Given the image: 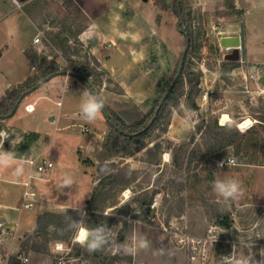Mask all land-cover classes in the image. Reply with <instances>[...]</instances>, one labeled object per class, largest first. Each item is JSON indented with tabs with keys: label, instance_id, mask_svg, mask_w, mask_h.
I'll use <instances>...</instances> for the list:
<instances>
[{
	"label": "rangeland",
	"instance_id": "374dc122",
	"mask_svg": "<svg viewBox=\"0 0 264 264\" xmlns=\"http://www.w3.org/2000/svg\"><path fill=\"white\" fill-rule=\"evenodd\" d=\"M21 1L29 14L13 0H0V97L9 83L39 76L46 66L42 56L62 67L77 62L88 67L84 74L95 92L77 76L57 74L27 93L16 112L0 122V128H13H7L8 145H0V151L22 154L15 146L27 132H37L42 134L38 145L45 147L42 160L53 162L43 173L33 171L43 177L31 180L39 200L33 208L19 210L24 184L13 182L12 175L0 178V221H12L13 229L18 221L21 233L36 223L39 213L65 212L82 204L87 214L103 215L109 244L89 254L75 239L74 229L67 240L51 239L52 226L51 235L38 237L35 229L22 236L9 232L0 236V264H8L20 252L29 257L23 264H202L190 259L197 240L208 250L210 264H238L246 258L256 264L264 259V46L249 40L247 59L229 61L224 55L231 49L220 45V32L240 17L244 34L264 37V0H180L191 35L183 78L179 76L175 94L152 133L114 145L106 157L111 125L104 110L92 123L82 118L81 93H96L111 117L122 122L133 124L142 116L149 121L150 110H157L164 89L175 79L186 45L177 0H106L107 6L85 0L98 15L95 31L85 32L88 26L81 33L91 20L68 0ZM244 1L253 7L240 16ZM231 2L239 9L230 7ZM35 35L41 41L34 45ZM24 45L31 46L33 60L24 53ZM151 53L155 66L148 72ZM207 90L216 94L204 101ZM29 101H35L31 112L25 109ZM225 112L238 133L233 143L210 153L207 128L216 118L225 125L220 123ZM246 117L254 124L242 129L239 122ZM217 131L220 136L232 133ZM227 156L236 164L217 169V162ZM11 164L30 166L23 159ZM113 175L131 183L114 185ZM225 176L242 182L244 192L238 199L225 201L213 192V180ZM65 177H71L70 187L64 186ZM224 217L229 228L219 224ZM143 242L148 247H141Z\"/></svg>",
	"mask_w": 264,
	"mask_h": 264
},
{
	"label": "trees",
	"instance_id": "16d2710c",
	"mask_svg": "<svg viewBox=\"0 0 264 264\" xmlns=\"http://www.w3.org/2000/svg\"><path fill=\"white\" fill-rule=\"evenodd\" d=\"M68 1L73 3L75 6H78L74 0H68ZM177 2H178V7H176L175 9H176V11L179 15V18H180L179 26L181 28V27H183V24L185 25L187 23V18L185 16V11L183 10L184 8H181V5H180L183 2L181 3L180 0H177ZM229 6L233 7L234 9H237L234 2L229 3ZM238 13L240 15L242 14L241 12H238ZM90 25H91V22L89 24L82 26V28L79 30V33L84 31ZM189 32H190V29H189ZM190 37H191V35H190ZM187 54H188V52H187ZM30 55H31V53H30ZM186 58H187V55H186ZM186 58H185V64H184V68L182 70V74L180 76L181 77L180 79L183 78L184 72L187 69ZM41 60L43 61L44 64H46V66H45V68H43V71L39 76L29 77L23 83H20L19 85L14 86L13 88L9 89L6 93V95L0 99V122H2L4 119L7 118V114L13 110L18 99L27 90L33 89V88H36L37 86H39L40 85L39 83L42 80H44L45 77H47L49 75L54 76L57 74H66V71H67L66 69H69L68 74L79 77L80 79H82L84 81V84L86 87H88L92 92H95L94 83L92 81H90L87 78V76L84 74V72L88 70V67H86V66L84 67L79 62L75 63L72 67L70 66L69 68H67L66 66L62 67V64L59 61H56V60L49 61L46 56H42ZM180 79H178L176 81L173 88L167 94V96L164 99V102L161 106V109H160L158 115L155 117L151 126L147 130L142 132L141 134L131 135L132 133H136V132L140 131L141 129H143L144 127H146L150 123V121L154 118L156 111L150 110L149 113H151L152 115L151 114H150L151 116L149 115L150 116L149 121L146 122V120L144 119L145 117L142 116L140 119L137 118L133 124H127L126 122H122L119 117H117V118L113 117V116L111 117V115H110L111 120L115 123V126L110 124L111 125V134L109 135L108 140L105 142V151L103 152V156H105V157L108 156L109 154L106 153L107 152L106 150L111 151L112 149H114V145H116V144L122 145L123 143L134 142L136 140L145 138L148 135H150L152 133V131L154 130V128L156 127V125L158 124V122L160 121V119L162 118L164 109L166 108V106L170 103L171 99L173 98L175 91H176V88L180 82ZM170 85H171V83L168 85L167 88L164 89V94L166 93V91L168 90ZM192 93H193V89H191L189 95H191ZM95 95H97V94L95 93ZM161 100L159 101L157 106L160 105ZM192 106L197 107V104L195 102H192ZM140 114H142V112H140ZM146 115H147V113H146ZM232 125H234L233 121H229L225 125H219L218 119L216 118L213 121L212 126L211 125L208 126V128H207V131H208L207 137L208 138L206 140V143L208 144V151H210V153L216 152L218 149L223 148L224 146L233 143V141H234L233 135L238 133V130H236V128L233 127ZM217 129H227V130L231 131L232 133H228L226 135L220 136L221 134L219 131H217ZM199 130H201V127H199ZM29 135H30V137H29ZM24 137L25 138L23 140H21L20 142H18V144L14 148V149L19 150V151L21 150L22 154H20V155H24V154L28 153V150L31 147V144L33 143V138L35 137L37 139V134L35 132H33L32 134L27 132V134ZM36 139H34V141ZM193 140H194V137H193ZM109 141L111 142V144ZM113 177H114L113 178L114 179V181H113L114 185L126 187L131 183V179L123 181L122 178L120 177V175H115V176L113 175ZM96 191H97V194L98 193L101 194L98 187H97ZM109 197H111V196H109ZM94 199L95 198H93V200H90V201H92V203H93ZM87 215L90 218V220L92 221V224L89 225V228H94L96 225H103V215L102 214L97 213V212H89ZM72 219H79L77 213L73 210V208H68L65 212L45 211V212L39 213L37 216V222H36V227H35V236L38 237V236L44 235V234L45 235L46 234L51 235V233L49 232V227L52 226V227H54L55 230L53 232V235L51 236V239L67 240V238L69 237V235L71 234V231H72V229L69 227V225L72 222ZM219 224L225 228L230 227V223H229V220L227 217L220 219ZM8 264H23V262H21L15 256L9 260Z\"/></svg>",
	"mask_w": 264,
	"mask_h": 264
},
{
	"label": "clouds",
	"instance_id": "9594fccd",
	"mask_svg": "<svg viewBox=\"0 0 264 264\" xmlns=\"http://www.w3.org/2000/svg\"><path fill=\"white\" fill-rule=\"evenodd\" d=\"M105 107L104 100L89 91H82L81 102L79 106L82 118L92 123L97 120L98 116L102 113ZM7 139L6 133H0V142ZM14 160V154L7 151H0V169L10 166ZM236 164V161L227 156L221 161L217 162V169H224L225 167L231 168ZM22 169H17V174H20ZM65 187H70L72 184L71 177H65L63 180ZM213 192L221 197L223 200H236L243 195L244 186L242 182L236 178H230L225 176L221 179H214L212 182ZM77 213L79 219H72L69 227L75 230V239L78 243L85 248L89 253H96L105 249L109 244V229L105 225H99L94 228H89L87 225V212L84 210L83 205L73 208ZM141 247H148L147 242H143ZM238 264H252L247 258L239 261ZM256 264H264V259L256 260Z\"/></svg>",
	"mask_w": 264,
	"mask_h": 264
},
{
	"label": "crops",
	"instance_id": "0c3cea01",
	"mask_svg": "<svg viewBox=\"0 0 264 264\" xmlns=\"http://www.w3.org/2000/svg\"><path fill=\"white\" fill-rule=\"evenodd\" d=\"M17 1L19 2V0H13V3L16 5V7L17 8H19V9H22L26 14H29L28 12H27V10H26V8L24 7V4L26 3L25 1H21V2H19V4L17 3ZM76 3H77V5L84 11V13L89 17V19L91 20V25L89 26V28L85 31V32H88V31H90V30H93V31H95V29H94V24H95V18L97 17V15H98V13H95L94 11H93V9H92V7H90V4H88V2L87 1H83V0H74ZM101 3H103L105 6H107L108 4H107V1L106 0H99ZM239 7L240 6H238V4H237V9H239ZM253 7V5L251 4V3H246L245 1H244V7L243 8H240V9H242L243 11H242V14L241 15H243V13H246V11H247V8H252ZM240 15V16H241ZM241 18V17H240ZM240 18L239 19H237L234 23H233V26L230 28V29H228V31H226V30H222L220 33H221V36H224V35H233V34H240L241 32H242V28H241V26H240ZM264 35V34H263ZM35 37H36V35H35ZM96 38H97V40H98V37L97 36H95ZM244 39H245V53H246V59H247V56H248V53H249V44L247 43V42H249V40H251L250 42L252 43V44H256L257 43V45H261V44H263V46H264V37L263 36H261L260 35V37H258L257 36V34H253V33H250V35H246V33L244 34ZM260 43V44H259ZM35 45V44H34ZM30 47L31 46H28V45H24L23 46V50H24V53L26 54V56L28 57V58H30V59H32L33 60V58L31 57V55H30V51H29V49H30ZM264 48V47H263ZM109 49V48H108ZM154 56L155 54H153V53H151L149 56H148V58H147V60L148 61H150V63H151V66H150V68H148L147 69V71L148 72H150L151 70H153L154 69V66H155V61L154 62H152V57L151 56ZM251 57V56H250ZM154 58V57H153ZM245 59V60H246ZM251 59H252V62L254 63V61H255V58H254V56H252L251 57ZM34 65L32 66V68L34 69ZM108 71V70H107ZM109 72V71H108ZM110 73V72H109ZM110 75H111V73H110ZM33 75H29L28 77H27V75H26V79L24 80V81H26L29 77H32ZM111 77H112V75H111ZM114 79V78H113ZM115 81H118L117 79H116V77H115V79H114ZM24 81H22V82H20V83H23ZM119 82V84L122 86V87H124L123 86V80H120V81H118ZM20 83H18L17 85H19ZM17 85H11L10 83H9V86L8 87H6V93H7V91L9 90V89H11V88H13L14 86H17ZM6 95V94H5ZM4 95V96H5ZM4 96H2V97H0V99L1 98H3ZM35 101H33V102H31V101H29L28 103H26V105H25V109H26V106L28 105V104H34V107H35V103H34ZM145 109L146 108H143V109H138L139 111H145ZM27 110V109H26ZM35 110V109H34ZM28 111V110H27ZM31 112V111H30ZM54 118V117H53ZM8 126V127H7ZM67 126H69V124L67 125ZM83 126H87V125H83ZM82 126V127H83ZM89 127V126H88ZM7 128H9L10 130H12L13 128H11L8 124H5V126H3L2 128H0V133H6L7 135H10V132L11 131H8L7 130ZM36 134H37V132H36ZM41 139H42V134L41 133H39V134H37V139L35 140V141H33V143L31 144V147L29 148V150H28V153L27 154H24V155H18V156H15L14 155V159H23V160H26V162L28 163V159H30V158H35V157H43V155H44V152H45V147H43V148H41V146H39L40 145V142H41ZM6 143V144H5ZM5 144V146L6 145H8L7 144V142L5 141V140H3V144H0L1 145V147L3 146ZM39 144V145H38ZM39 146V147H38ZM12 151V150H11ZM10 150L9 151H7V152H11ZM12 153V152H11ZM22 169V172L20 173V174H17V169ZM30 169H31V166H29V168L28 167H26V168H23L22 166H20V165H16V164H10V166H8V167H6V168H3V169H0V178H3L4 176L6 177H4L5 178V180H8V178H7V176H10V175H12V176H14V179H11L13 182H17V183H22L23 184V182L25 181L24 180V177H25V174H26V176L28 175V173H29V171H30ZM17 177L18 178H20L19 180H17ZM22 179V180H21ZM7 206H12L11 204H7ZM20 210V209H19ZM20 211H22V210H20ZM37 222V221H36ZM7 226H8V228L10 229V232H12L13 233V235H15V236H22V235H24V234H26V233H28V232H32L34 229H35V227H36V223L34 224V225H32L31 227H28V228H26L24 231H22L21 233H19V230L17 229V227H18V224H19V222L18 221H15V223H14V225H15V229H13L12 228V221H9L8 223H5Z\"/></svg>",
	"mask_w": 264,
	"mask_h": 264
},
{
	"label": "built area",
	"instance_id": "2783aa9c",
	"mask_svg": "<svg viewBox=\"0 0 264 264\" xmlns=\"http://www.w3.org/2000/svg\"><path fill=\"white\" fill-rule=\"evenodd\" d=\"M17 3L19 4V2L17 1ZM41 41V36L37 35L34 38V44H37ZM215 91L214 90H207L204 91V93L202 94V100L207 101L212 95H215ZM61 102L59 101V104ZM26 109L28 111H33L35 109L34 104H28L26 106ZM220 123L222 124V122L220 121ZM88 128L83 126V131H86ZM232 157V156H230ZM234 160L235 158L232 157ZM224 159V158H223ZM221 159V160H223ZM219 160V161H221ZM236 161V160H235ZM28 163L31 166V169L27 175V179L23 182L24 186H25V190H24V194H23V204L22 207L20 208V210H23L25 208H33L37 202H39L38 198H37V193L35 190L31 189V180L33 178H43L42 176H37L33 173L34 170H36L39 173H43L44 171H46L47 169H50L53 167V162L51 160H42L41 157H35V158H30L28 159ZM10 232V229L8 228V226L3 222L0 221V236H4L6 234H8ZM213 238L215 236H212ZM214 242L219 241V239H214ZM202 240H197L196 242H194L191 245L190 251V259L191 261L194 262H200L202 264H210V255L207 254L206 252H208V250H206V248H204ZM16 257L21 261V262H28L29 261V257L24 255L23 253H18L16 255Z\"/></svg>",
	"mask_w": 264,
	"mask_h": 264
},
{
	"label": "water",
	"instance_id": "95a60500",
	"mask_svg": "<svg viewBox=\"0 0 264 264\" xmlns=\"http://www.w3.org/2000/svg\"><path fill=\"white\" fill-rule=\"evenodd\" d=\"M180 29H182V31H183V33H184V35L186 37V46H185L184 51H183V54L181 56V61H180L179 69H178V72H177V74L175 76V79L173 80V82L171 83L170 87L168 88V90L164 94V96H163V98H162V100L160 102V105L158 106V108L156 110V114H155L154 118L150 121V123L146 127H144L143 129H141L140 131H138L136 133H132L131 135L141 134L142 132H144L145 130H147L151 126V124L153 123L155 117L158 115V113L160 111V108H161V106H162V104L164 102V99L166 98V96L169 93V91L173 88V86L175 85L176 81L178 80L179 76L182 73V70H183L184 64H185V58H186V55H187V52H188V49H189V46H190L191 38H190L189 29L186 28L184 24H183V27H181ZM241 30H242V32L240 34L224 35V36H221L220 37V45L223 48L231 49L229 52H227L224 55V58L226 60H229V61L242 60V61H244L246 59L244 31H243V29H241ZM95 41L96 40L94 38L93 39V42H95ZM66 72L68 73V71H66ZM51 77H52V75H49V76L45 77V79L42 80L39 84H42L45 81L50 80ZM33 89H35V88H33ZM33 89L27 90L18 99V101H17L16 105L14 106L13 110L7 114V117L12 116L16 112V109H17L19 103L21 102V100L23 99V97L27 93H29L31 90H33ZM103 110H104V112L106 114V117H107L109 123L111 125H114L115 126V123L111 120L110 114L108 113V111L106 110L105 107H104Z\"/></svg>",
	"mask_w": 264,
	"mask_h": 264
},
{
	"label": "bare ground",
	"instance_id": "6f19581e",
	"mask_svg": "<svg viewBox=\"0 0 264 264\" xmlns=\"http://www.w3.org/2000/svg\"><path fill=\"white\" fill-rule=\"evenodd\" d=\"M232 117L229 113L225 112L221 116V122L222 124H227L229 121H232ZM254 124V121L250 117H246L243 120L239 122V127L242 129H246L251 127ZM57 247L59 248V244H57Z\"/></svg>",
	"mask_w": 264,
	"mask_h": 264
}]
</instances>
